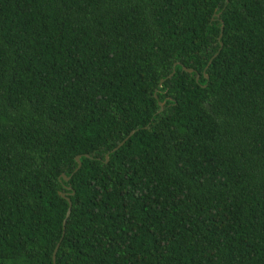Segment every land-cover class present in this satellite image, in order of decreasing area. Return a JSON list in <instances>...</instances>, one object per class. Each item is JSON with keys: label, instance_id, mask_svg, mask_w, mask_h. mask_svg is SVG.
Wrapping results in <instances>:
<instances>
[{"label": "trees", "instance_id": "trees-1", "mask_svg": "<svg viewBox=\"0 0 264 264\" xmlns=\"http://www.w3.org/2000/svg\"><path fill=\"white\" fill-rule=\"evenodd\" d=\"M0 264H264V0H0Z\"/></svg>", "mask_w": 264, "mask_h": 264}, {"label": "water", "instance_id": "water-1", "mask_svg": "<svg viewBox=\"0 0 264 264\" xmlns=\"http://www.w3.org/2000/svg\"><path fill=\"white\" fill-rule=\"evenodd\" d=\"M221 27H222V26H221ZM220 36H221V34H220ZM220 36H219V37H220ZM209 63H210V61L208 62V64H209ZM186 70L189 71V72L191 71V69H186ZM172 74H173V72H172L169 76H171ZM132 133H133V131L129 133L128 137H129ZM128 137H127V138H128ZM124 141H125V139H124L122 142H120V143H119V144H118L113 150H116L120 145L123 144ZM75 159H76V161L78 162V165H77V167H76V169H75L74 171L78 170L79 167L81 166V163H80V161H79V156H76ZM61 176H62L64 179H68V177H66L64 174H62ZM62 196H65V195L62 194ZM67 199H68L69 206H68V208H67L65 218L63 219V223H62L63 228L65 227L66 219H67V217L69 216V214H70V209H71V202H70L69 198H67ZM57 248H58V244L56 245V247H55V249H54V251H53V255H52L53 260H55V255H56Z\"/></svg>", "mask_w": 264, "mask_h": 264}]
</instances>
